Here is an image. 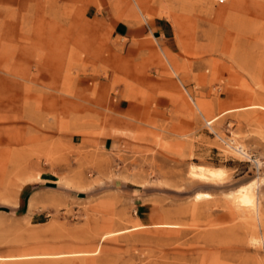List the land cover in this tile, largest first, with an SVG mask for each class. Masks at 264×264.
Segmentation results:
<instances>
[{
  "label": "rangeland",
  "instance_id": "1",
  "mask_svg": "<svg viewBox=\"0 0 264 264\" xmlns=\"http://www.w3.org/2000/svg\"><path fill=\"white\" fill-rule=\"evenodd\" d=\"M231 3L0 0V264H264V0Z\"/></svg>",
  "mask_w": 264,
  "mask_h": 264
},
{
  "label": "bare ground",
  "instance_id": "2",
  "mask_svg": "<svg viewBox=\"0 0 264 264\" xmlns=\"http://www.w3.org/2000/svg\"><path fill=\"white\" fill-rule=\"evenodd\" d=\"M191 169H193V167ZM189 171L191 173V170H189ZM222 173H221L220 169L218 171V170H214V169L210 170V169L203 168V167H198L195 171L192 170V174L194 175V178L197 177V178L201 179V181L202 180H204V181H208V180L215 181L216 179H217L216 181H218L219 179H222L221 178ZM189 175H191V174H189ZM191 178H192V176H191ZM235 193H236L235 200L238 203L239 207H241V209H247L248 210V209H253L255 207V197L253 195V191H252L251 187H243V188L241 187V189H239ZM201 198H202L201 194H196L195 200H199Z\"/></svg>",
  "mask_w": 264,
  "mask_h": 264
},
{
  "label": "crops",
  "instance_id": "3",
  "mask_svg": "<svg viewBox=\"0 0 264 264\" xmlns=\"http://www.w3.org/2000/svg\"><path fill=\"white\" fill-rule=\"evenodd\" d=\"M240 4H241V0H239V3L236 5L232 4V7H238ZM148 29L152 32H158V30L160 29V25L157 22H152L150 25H148ZM114 31L117 36L125 39H133L140 34L135 28L130 27L124 23H117L114 27ZM8 259H13V258H8Z\"/></svg>",
  "mask_w": 264,
  "mask_h": 264
},
{
  "label": "built area",
  "instance_id": "4",
  "mask_svg": "<svg viewBox=\"0 0 264 264\" xmlns=\"http://www.w3.org/2000/svg\"><path fill=\"white\" fill-rule=\"evenodd\" d=\"M219 4H222L224 0H217Z\"/></svg>",
  "mask_w": 264,
  "mask_h": 264
}]
</instances>
